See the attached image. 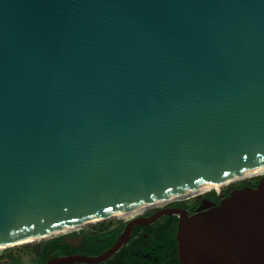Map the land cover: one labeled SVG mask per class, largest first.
I'll list each match as a JSON object with an SVG mask.
<instances>
[{"label":"water","instance_id":"1","mask_svg":"<svg viewBox=\"0 0 264 264\" xmlns=\"http://www.w3.org/2000/svg\"><path fill=\"white\" fill-rule=\"evenodd\" d=\"M262 168L264 0H0V245ZM164 214L181 264H264V172L46 264Z\"/></svg>","mask_w":264,"mask_h":264},{"label":"flooded vegetation","instance_id":"2","mask_svg":"<svg viewBox=\"0 0 264 264\" xmlns=\"http://www.w3.org/2000/svg\"><path fill=\"white\" fill-rule=\"evenodd\" d=\"M241 186H224V189L219 191L216 189V196L214 197L206 195V192L202 196H185L163 205H154L139 215L148 216L166 206H181L188 209L190 213H193L205 198L219 202L231 190ZM165 215L167 214L148 224L134 225L132 234L122 245L124 246L126 243L129 246L132 245L135 249L133 255H115L117 250L114 254L99 262H75L70 264H181L178 252L177 255H157L155 249L149 247V232L147 229L156 228V223L163 219ZM128 220H125L123 224L119 222L118 218L105 220L102 229H99L98 223L93 225L83 224L77 228L62 231V233H56L50 237L27 242L17 248H12L15 255L19 256L18 260H14L8 256H0V264H19L25 256H29L33 264H46L51 258L59 255L78 253L99 255L114 244ZM7 250L0 251V255L6 253Z\"/></svg>","mask_w":264,"mask_h":264},{"label":"trees","instance_id":"3","mask_svg":"<svg viewBox=\"0 0 264 264\" xmlns=\"http://www.w3.org/2000/svg\"><path fill=\"white\" fill-rule=\"evenodd\" d=\"M260 176H252L246 179H242L240 181H234L231 183V186H241L244 184H249L252 186H256L259 181ZM226 187V185H224ZM206 195L216 196V189H210L206 191ZM106 220V219H105ZM105 220L98 222L99 229L103 228V223ZM119 222L123 224L125 222L124 219L118 218ZM156 228H148L149 237L148 241L150 243V248L155 249V253L157 255H177V239L176 232L178 226V215L177 214H167L163 217V219L159 220ZM122 227V226H121ZM155 229V230H153ZM135 249L132 245H128L126 243L122 246L115 255H133ZM0 256H8L14 260H18L19 256L15 255L13 249H8L6 253H2Z\"/></svg>","mask_w":264,"mask_h":264},{"label":"bare ground","instance_id":"4","mask_svg":"<svg viewBox=\"0 0 264 264\" xmlns=\"http://www.w3.org/2000/svg\"><path fill=\"white\" fill-rule=\"evenodd\" d=\"M263 172H264V168L257 170V171H256L255 173H253V174H260V173H263ZM253 174L236 175V176H234V178H232V179H230V180L232 181V180L241 179V178H243V177L250 176V175H253ZM230 180H228V181H230ZM208 187H209V186H208ZM205 188H207V187H197L196 189H194V190H192V191H189V192L169 195V196H166V197H164V198H161V199H159V200H157V201H155V202H153V203L150 202V203H147V204H144V205L138 206V207H136V208H133V209H131V210L124 211V212L121 213V214H130V213H133V212H136V211H141V210H143L144 208H146V207H148V206H150V205H154V204H159V203L167 202V201L172 200V199H174V198H177V197H180V196H184V195H188V194H190V193H193V192H195V191H198V190H201V189H205ZM81 225H83V224L81 223V224H77V225H73V226L62 227V228H59V229L56 231V233H57V232H62V231H67V230H70V229H74V228H77V227H79V226H81ZM44 236H45V235L35 236L34 239H39V238H42V237H44ZM22 242H23V241H15V242H11V243L6 244V245H0V249L6 248V247H8V246H10V245H15V244H18V243H22Z\"/></svg>","mask_w":264,"mask_h":264},{"label":"rangeland","instance_id":"5","mask_svg":"<svg viewBox=\"0 0 264 264\" xmlns=\"http://www.w3.org/2000/svg\"><path fill=\"white\" fill-rule=\"evenodd\" d=\"M256 175H257V174H253L252 176H256ZM252 176H251V175H250V176H246V177H243V178H241V179H237V180H235V181H240V180H242V179H246V178H249V177H252ZM259 176H260V174H259ZM185 196H187V195L180 196V197L174 198V199H172V200H169V201H167V202H163V203H159V204H154V205H157V206H159V205H163V204H165V203H168V202L173 201V200H177V199L182 198V197H185ZM154 205H150V206L144 208V209L141 210V211H136V212H133V213H130V214H121V215H118V216H115V217H112V218H109V219H113V218H122V219L128 220V219L132 218L133 216H136V215L142 214L145 210H147V209L150 208V207H153ZM106 220H108V219H106ZM101 221H102V220H101ZM96 223H98V221H97V222H93V223H89L88 225H93V224H96ZM59 233H62V232H59ZM59 233H57V234H59ZM53 235H55V234H53ZM53 235H50V236H53ZM50 236H46V237H50ZM46 237H43V238H46ZM43 238H39V239H36V240H30V241H26V242L18 243V244H15V245H10V246H8V247H6V248L0 249V251H5V250H7V249H11V248H17L18 246L23 245V244H25V243H27V242L37 241V240H40V239H43ZM19 264H33V263H32V260L30 259L29 256H25V257L22 259V261H20Z\"/></svg>","mask_w":264,"mask_h":264}]
</instances>
